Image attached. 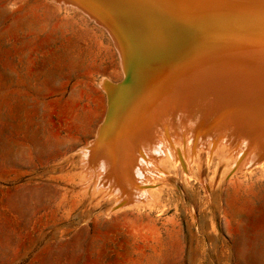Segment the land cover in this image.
Returning <instances> with one entry per match:
<instances>
[{
  "label": "rangeland",
  "instance_id": "obj_1",
  "mask_svg": "<svg viewBox=\"0 0 264 264\" xmlns=\"http://www.w3.org/2000/svg\"><path fill=\"white\" fill-rule=\"evenodd\" d=\"M154 1L180 26L152 25V0H0V264H264V164L234 153L264 138V77L204 54L184 9ZM139 112L177 124L176 153L152 143L146 201L117 206L88 168L127 169L110 137Z\"/></svg>",
  "mask_w": 264,
  "mask_h": 264
},
{
  "label": "bare ground",
  "instance_id": "obj_2",
  "mask_svg": "<svg viewBox=\"0 0 264 264\" xmlns=\"http://www.w3.org/2000/svg\"><path fill=\"white\" fill-rule=\"evenodd\" d=\"M176 5L180 6L182 9H184V11L187 13V17H188V24L192 27L193 29V42H191L192 44L195 45L196 48L200 49L203 51L204 54H209L210 52L213 51V55H215L219 60L222 61H228L233 62V63H237V65L239 66H247L250 67L251 69H253L255 72H259L260 74H262V77H264V0H173ZM150 4H148V15H149V19H150V23L152 25L156 24L158 25V23L163 19V21H166L168 23H171L170 25H179L177 20H175V18L169 14L168 12H166L165 10H163V8L160 7V4L158 2H155L154 0H152V2H150ZM143 6V5H142ZM131 7L133 8V5L131 4ZM140 10H143V8H139ZM99 10V9H98ZM93 13V15H97V18H101V16L98 13L97 10L95 9V13L93 11H91ZM91 13V14H92ZM90 14V15H91ZM109 15H111L114 18V21H117V18L112 15V13L109 12ZM100 16V17H99ZM100 20V19H99ZM136 25V24H135ZM180 26V25H179ZM133 37H137L134 35V32H132ZM172 37V36H171ZM171 39V38H170ZM171 41V40H169ZM174 41V39H173ZM172 41V42H173ZM120 42V41H119ZM182 42V41H180ZM163 43V42H162ZM157 45V44H156ZM172 45V44H171ZM187 45V44H186ZM167 46V45H166ZM174 45H172L173 48ZM185 46V45H184ZM165 47V46H164ZM169 47V46H168ZM171 47V46H170ZM186 47V46H185ZM147 48V47H146ZM167 48V47H166ZM177 48V47H176ZM180 48V47H179ZM178 48V49H179ZM182 48V47H181ZM171 49V48H170ZM120 50V49H118ZM159 50V49H158ZM165 50V49H164ZM187 50V49H186ZM148 51V50H146ZM151 51V50H150ZM166 51V50H165ZM181 51V50H180ZM196 51V50H195ZM121 52V51H119ZM163 53V52H162ZM180 53V52H179ZM185 54H187V52H184ZM202 53V52H201ZM121 54V53H120ZM166 54V53H165ZM173 54V53H171ZM168 55V54H167ZM177 55V54H176ZM184 55V54H183ZM159 56V55H158ZM171 56V55H170ZM169 56V57H170ZM182 57V55H180ZM172 57V56H171ZM122 59V57H121ZM178 59V58H177ZM171 60V58H170ZM174 60V58H173ZM137 61V60H136ZM135 61V62H136ZM205 61H209V60H205ZM129 62V61H128ZM133 62V61H131ZM129 62V63H131ZM133 62V63H135ZM171 62V61H170ZM179 62V61H178ZM178 62H174V63H178ZM182 63V61H181ZM171 64V63H170ZM165 65V64H164ZM131 66V65H130ZM186 66V65H185ZM132 67V66H131ZM129 68V66H128ZM169 68H171L169 66ZM181 68V67H180ZM210 68V67H209ZM208 68V69H209ZM162 69V68H161ZM160 69V70H161ZM164 69V68H163ZM178 69V68H177ZM207 69V67H206ZM205 69V73H209V70L207 72V70ZM132 70V69H131ZM166 70V69H165ZM164 70V71H165ZM213 70V69H212ZM168 71V70H166ZM165 71V72H166ZM133 72V71H132ZM131 72V73H132ZM163 72V71H162ZM164 72V73H165ZM182 72V70H181ZM191 72V71H190ZM189 72V73H190ZM212 72V71H211ZM130 73V74H131ZM167 73V72H166ZM179 73V72H178ZM159 74V73H158ZM195 74V73H194ZM193 74V75H194ZM201 74V73H200ZM207 74V76L209 75ZM217 74V73H215ZM220 74H222L220 72ZM227 74V73H226ZM133 75V74H132ZM149 76V74H147ZM153 75V74H152ZM155 75V74H154ZM162 75V74H161ZM184 74L182 73V76ZM188 75L187 74V81H189L190 79H188ZM203 75V74H202ZM211 75V74H210ZM218 75V74H217ZM232 75V74H231ZM160 76V75H158ZM174 76V75H173ZM177 76V75H175ZM181 76V75H180ZM186 76V75H185ZM192 76V74H191ZM189 76V77H191ZM195 76V75H194ZM193 76V77H194ZM197 76V75H196ZM220 76V75H219ZM140 77V75H139ZM154 77V76H153ZM156 77V76H155ZM178 77V76H177ZM184 77V76H183ZM202 77V76H201ZM212 77V76H211ZM221 77V76H220ZM224 77V76H223ZM222 77V78H223ZM226 77V76H225ZM138 78V77H137ZM148 78V77H147ZM158 78V77H157ZM172 78V77H171ZM181 78V77H180ZM179 78V79H180ZM192 78V77H191ZM208 78V77H207ZM134 79V78H133ZM136 79V77H135ZM144 79V77H143ZM153 79V78H152ZM175 79H177L175 77ZM174 79V81H175ZM184 81H186L185 77L183 78ZM221 79V78H220ZM130 80V79H129ZM146 80V79H144ZM172 80V79H171ZM200 80V79H199ZM139 81V79H138ZM137 81V82H138ZM207 81V80H205ZM246 81V80H245ZM133 82V81H132ZM140 82V81H139ZM139 82L137 83L139 85ZM152 82V81H151ZM154 82V80H153ZM172 82V81H171ZM179 82V81H178ZM177 82V83H178ZM201 82V81H200ZM142 83V82H141ZM168 83V82H167ZM236 83V82H235ZM235 83L234 86H235ZM128 84V83H127ZM136 84V86H138ZM143 84V83H142ZM141 84V85H142ZM189 84V83H188ZM187 84V85H188ZM194 84V83H192ZM191 84V85H192ZM204 84V83H203ZM140 85V86H141ZM167 85V84H166ZM178 85V84H177ZM182 85V83H181ZM237 85V84H236ZM241 85V84H240ZM250 85V84H249ZM257 85V84H256ZM109 86V85H108ZM135 86V85H134ZM183 86V85H182ZM181 86V87H182ZM233 86V85H232ZM239 86V83L238 85ZM262 86V85H261ZM107 87V86H106ZM111 87V86H110ZM109 87V89H110ZM167 87V86H166ZM165 87V88H166ZM192 87V86H191ZM211 87V85H210ZM236 87V86H235ZM251 87V85H250ZM255 87V86H254ZM215 88V87H214ZM218 88V86H217ZM225 88V87H224ZM237 88V87H236ZM241 88V87H240ZM243 88V86H242ZM249 88V87H248ZM262 88V87H261ZM108 89V90H109ZM210 89V88H209ZM132 90V89H131ZM137 90V89H136ZM160 90V89H159ZM204 90V89H203ZM218 90V89H217ZM235 90V89H234ZM176 91V90H175ZM205 91V90H204ZM203 91V92H204ZM241 91V90H240ZM247 91V90H246ZM256 91V89H255ZM262 92L264 91V88L261 90ZM227 92V91H226ZM257 92V91H256ZM260 92V90H259ZM209 93V91H208ZM225 93V92H224ZM232 93V92H231ZM230 93V94H231ZM166 94V93H165ZM247 94V93H245ZM244 94V95H245ZM262 94V93H261ZM114 95V94H113ZM211 95V93L209 94ZM206 96V95H205ZM221 96V95H220ZM262 96V95H261ZM260 96V98H261ZM188 97V96H187ZM194 97V96H193ZM263 98V97H262ZM261 98V99H262ZM158 99V98H157ZM156 99V100H157ZM191 99V98H190ZM223 99V98H222ZM238 99V98H237ZM116 100V99H115ZM160 100V97H159ZM178 100V99H177ZM189 100V99H188ZM193 100V99H192ZM241 100V99H240ZM251 100V99H250ZM259 100V98H258ZM263 100V99H262ZM261 100V101H262ZM209 101V100H208ZM223 101V100H222ZM227 100H225L226 102ZM244 101V100H243ZM255 102V100H253ZM156 102V101H154ZM154 102L152 103V107L154 106ZM245 102V101H244ZM161 103V102H160ZM159 103V105H160ZM179 103V102H177ZM191 103V101H190ZM193 103V102H192ZM191 103V105H193ZM228 103V102H227ZM243 103V102H242ZM158 104V103H157ZM234 104V103H233ZM264 104V102H263ZM158 105V106H159ZM179 105V104H178ZM176 105V106H178ZM240 104H238L239 106ZM189 106V105H188ZM227 106V105H225ZM243 106V105H242ZM179 107V106H178ZM156 108H158L156 106ZM183 108V107H182ZM192 108V106L190 107ZM151 109V108H150ZM155 109V108H153ZM231 109V108H230ZM229 109V110H230ZM242 109V108H241ZM240 109V110H241ZM264 109V108H263ZM127 110V109H126ZM179 110V109H178ZM177 110V111H178ZM185 110V109H184ZM237 108V111H240ZM140 111V110H139ZM152 111V110H151ZM150 111V112H151ZM154 111V110H153ZM176 111V112H177ZM248 111V110H246ZM118 112V111H117ZM142 112V111H141ZM183 112H187L188 111H183ZM183 112H181L183 114ZM231 112V111H230ZM234 112V111H232ZM264 112V111H262ZM261 112V113H262ZM119 113V112H118ZM136 113V112H135ZM140 113V112H139ZM179 113V112H178ZM177 113V114H178ZM235 113V112H234ZM238 113V112H236ZM126 114V113H125ZM151 114V113H149ZM148 113H140V117L136 122H132V123H128V119H125L124 122H121L122 124L120 126L117 125V127H115L114 129V134L110 137V139H112L111 142H113L114 146L119 142H121V138H123L124 141L123 142V147H124V162H125V166L127 169H123L124 171H121L120 169H118V167H116V165L114 164V162H112V160L108 157H103L102 159H100L99 162V166L96 169H90L88 168L89 174L91 175V181L92 183H96L95 188L97 190L101 191V194H103L105 197H112L115 198L116 201L119 203H126L128 205H134L136 202L138 205L141 206L142 202L146 201V200H142L141 204L140 203V199L139 198H144V196L147 197V193H148V189H146L149 185V181L146 180V178H148V176H144L142 174L143 170L141 169L142 165L141 162H143V158H146V161H148V163L152 160L153 155V149L151 151L152 148V143L154 144V148L155 150H157V154L159 156L160 153H162L163 151L166 150V152L170 153L172 156L173 154H175L176 152H174V149L172 148V144L170 145V143H172V140L169 142V140L167 141L166 139V135L167 133L171 130H176V126L171 120H167L164 125L158 121L157 118H153L151 117V115H149ZM157 113H155L153 115H156ZM186 114V113H185ZM239 114V113H238ZM243 114V112H242ZM241 114V115H242ZM263 114V113H262ZM261 114V115H262ZM158 115V114H157ZM174 115V114H173ZM187 115V114H186ZM190 115V114H189ZM188 115V116H189ZM193 115V114H192ZM226 115V112H225ZM229 115V114H228ZM227 115V116H228ZM248 115V114H247ZM259 115V112H258ZM257 115V117H258ZM264 115V114H263ZM134 116V115H133ZM230 116V115H229ZM120 117V116H119ZM177 117V116H174ZM184 117V116H183ZM182 117V118H183ZM191 117V116H190ZM224 117V116H222ZM240 117V116H239ZM244 117V116H243ZM243 117L241 119H243ZM262 117V116H261ZM260 117V118H261ZM173 118V117H171ZM245 118V117H244ZM255 118V117H254ZM131 119V118H130ZM225 119V118H224ZM233 119V118H232ZM236 119V118H234ZM181 120V119H180ZM179 120V121H180ZM191 120V119H188ZM229 120H231V118H229ZM238 120V119H237ZM247 120V119H246ZM257 120V118H256ZM264 120V119H263ZM135 121V120H134ZM177 121V120H176ZM183 121V120H182ZM181 121V122H182ZM186 121V119H185ZM232 121V120H231ZM242 121V120H241ZM244 121V120H243ZM250 121V120H249ZM259 121V120H258ZM180 122V123H181ZM192 122V120H191ZM245 122V121H244ZM190 123V122H189ZM188 123V125H190ZM240 123V122H237ZM255 123H258L255 121ZM179 124V123H178ZM242 124V123H241ZM260 124H264L260 123ZM181 125V124H180ZM184 125V124H183ZM260 125V126H262ZM115 126V125H114ZM207 126V125H206ZM227 126V125H226ZM259 126V125H258ZM264 126V125H263ZM188 127V126H187ZM203 127V126H202ZM256 127V126H255ZM254 127V128H255ZM106 128H107V124H106ZM105 128V129H106ZM184 128V127H182ZM223 128V127H222ZM262 128V127H260ZM104 129V130H105ZM186 129V128H185ZM192 129V128H191ZM203 129V128H202ZM216 130V129H215ZM106 131V130H105ZM191 130L188 128V131L186 129V135L187 138L186 140H188V138L190 140H193V135L196 137V135L192 132H190ZM219 131H222L219 129ZM218 131V132H219ZM226 131V130H225ZM252 131V130H251ZM257 131V130H256ZM107 132V131H106ZM103 134V138L104 135L107 133ZM109 132V131H108ZM173 132V131H172ZM217 132V131H216ZM177 133V131H176ZM223 133V132H222ZM173 134V133H172ZM171 134V135H172ZM201 134V133H200ZM213 134V132H212ZM217 134V133H216ZM220 135V133H218ZM225 134V133H224ZM224 134H221L222 139L220 138L218 140V142H222V143H228L231 145H234V142H231V136H229L228 134H226L224 136ZM254 134V133H252ZM182 135V133H181ZM207 135V134H206ZM123 136V137H122ZM170 136V135H169ZM175 136V135H173ZM198 136V135H197ZM218 137L217 135L214 134V137ZM247 136V135H246ZM249 136V135H248ZM251 136V135H250ZM107 137V136H106ZM186 137V136H185ZM230 137V138H229ZM244 137V136H243ZM253 137V135H252ZM168 138V137H167ZM171 139H173L172 137H170ZM181 138V137H180ZM197 138V137H196ZM203 138V137H202ZM200 137V139H202ZM258 138V137H257ZM263 138V137H262ZM177 138H175V140L173 139V141H176ZM212 140V138H210ZM235 142H236V138ZM254 139V138H253ZM102 140V138H101ZM104 140V139H103ZM107 140V139H106ZM180 140V139H179ZM178 140V141H179ZM205 140V139H204ZM209 141V139H207ZM251 140V139H249ZM256 140V139H255ZM177 141V142H178ZM206 141V140H205ZM205 141L201 142V145H204ZM254 141V140H253ZM188 142V141H187ZM193 142H195L193 140ZM207 142V141H206ZM214 142V141H213ZM98 143V142H97ZM174 143V142H173ZM176 143V142H175ZM199 143V142H198ZM203 143V144H202ZM209 143V142H207ZM205 143V144H207ZM216 143V142H215ZM238 143V142H236ZM250 141L248 142V140L245 138H243L240 146L238 147V149H235L234 153H237V150H241L242 154L245 152V164L248 167L245 168V170H249L251 169V167L253 168V166H257L259 167V165H263L264 164V138L260 139L256 145H249ZM101 144V143H100ZM111 144V143H110ZM192 144V142H191ZM197 144V143H196ZM239 144V143H238ZM216 145V144H215ZM227 145V144H226ZM230 145V147H232ZM108 146V145H107ZM113 146V145H112ZM117 146V145H116ZM181 146V143H180ZM188 146V145H187ZM193 146V145H192ZM206 146V145H205ZM210 146V145H209ZM213 146V144H212ZM176 147V146H174ZM177 147H178V143H177ZM190 147V146H189ZM203 147V146H202ZM200 147V149L202 148ZM229 147V148H230ZM191 148V147H190ZM234 148H237V146ZM178 149V148H177ZM221 150V149H220ZM160 153H159V152ZM178 151V150H177ZM197 151V150H196ZM207 151V150H206ZM222 151V150H221ZM232 151V150H231ZM85 152V151H84ZM199 153V150L197 151ZM196 153V152H194ZM207 153V152H206ZM231 153V152H230ZM233 153V152H232ZM156 154V155H157ZM165 154V153H163ZM161 154V155H163ZM178 154V153H177ZM211 154V153H210ZM222 154V153H221ZM238 154V153H237ZM240 154V153H239ZM88 155V154H87ZM160 155V156H161ZM231 155V154H230ZM177 156V155H176ZM185 156V155H184ZM239 156V155H238ZM237 156V157H238ZM168 157V156H166ZM178 157V156H177ZM236 157V158H237ZM160 161H161V157ZM157 158V159H159ZM185 158V157H184ZM171 159V158H169ZM175 158H173L174 160ZM156 160V159H155ZM165 160H167V158H165ZM178 160V159H177ZM185 160V159H184ZM240 160V159H239ZM171 161V160H170ZM168 161V162H170ZM186 161V160H185ZM88 162V161H87ZM159 162V161H158ZM164 164V161H161ZM159 162V163H161ZM166 162V161H165ZM172 162V161H171ZM178 162V161H177ZM140 163V164H138ZM154 163V162H153ZM173 163V162H172ZM171 163V165H172ZM187 163V162H186ZM145 164V163H144ZM190 164V163H188ZM86 165V164H85ZM154 165V164H151ZM162 165V164H161ZM83 166V165H82ZM150 166V165H149ZM163 166V165H162ZM237 166V164H235V167ZM240 166V165H239ZM122 167V166H120ZM124 167V166H123ZM188 167V166H187ZM150 168V167H149ZM160 168V167H159ZM250 168V169H249ZM254 169V168H253ZM251 169V171L253 170ZM157 170V169H156ZM164 171V168L162 169ZM146 172V171H144ZM148 172V171H147ZM144 173L145 175H149L148 173ZM150 172H151V168H150ZM154 172V171H153ZM158 172V171H157ZM167 172V171H166ZM186 173V172H184ZM152 175V174H151ZM155 175V174H154ZM153 175V176H154ZM160 173H159V177H160ZM164 175V174H163ZM150 176V175H149ZM157 177V176H154ZM162 177V176H161ZM165 177V176H164ZM152 179V178H151ZM156 180V179H155ZM155 182V181H154ZM156 186V185H155ZM158 188V187H157ZM151 190V189H150ZM149 190V191H150ZM154 191V190H153ZM151 193V191L149 192V194ZM153 194V192H152ZM155 194V192H154ZM151 195V194H150ZM150 195H148L150 197ZM145 197V198H146ZM148 197V198H149ZM142 198V199H143ZM150 199V198H149ZM138 200V201H137ZM152 200V199H151ZM150 201V200H149ZM148 201V202H149ZM127 205V206H128Z\"/></svg>",
  "mask_w": 264,
  "mask_h": 264
},
{
  "label": "water",
  "instance_id": "obj_3",
  "mask_svg": "<svg viewBox=\"0 0 264 264\" xmlns=\"http://www.w3.org/2000/svg\"><path fill=\"white\" fill-rule=\"evenodd\" d=\"M101 18H103V17H101Z\"/></svg>",
  "mask_w": 264,
  "mask_h": 264
}]
</instances>
